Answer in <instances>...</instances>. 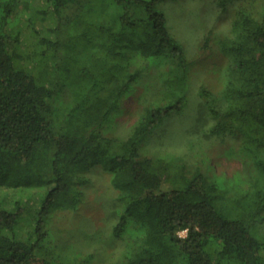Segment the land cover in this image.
Here are the masks:
<instances>
[{"label": "trees", "instance_id": "trees-1", "mask_svg": "<svg viewBox=\"0 0 264 264\" xmlns=\"http://www.w3.org/2000/svg\"><path fill=\"white\" fill-rule=\"evenodd\" d=\"M169 1L0 0V193H46L27 237L24 209L0 202V264H90L53 256L47 226L56 211L80 207L83 175L97 164L122 205L113 235L135 238L128 264H264V11L238 6L218 42L229 59L224 102L201 90L217 121L211 133L241 139L245 170L228 186L201 169L187 176L174 155L142 150L190 101L193 62L169 27ZM135 55L166 59L169 70L161 100L117 142L106 131L143 71ZM50 58L44 81L39 68Z\"/></svg>", "mask_w": 264, "mask_h": 264}, {"label": "rangeland", "instance_id": "rangeland-1", "mask_svg": "<svg viewBox=\"0 0 264 264\" xmlns=\"http://www.w3.org/2000/svg\"><path fill=\"white\" fill-rule=\"evenodd\" d=\"M244 3L264 11V0H232L226 7L217 0H172L165 4L171 32L183 43L189 61L193 62L190 101L184 112L167 119L142 145L143 152L150 157L171 154L180 158L187 176L201 169L221 178L228 186L235 175L245 170L241 139L229 133H211L217 121L206 108L201 90L208 89L218 105L224 102L219 99L229 59L220 51L218 42L231 34L234 12ZM88 15L93 17L90 12ZM101 19L105 21L104 17ZM134 58V64L140 65L143 71L133 92L123 101V113L106 131V136L117 142L131 135L146 107L161 100L165 89L162 76L169 70L166 59L150 61L137 55ZM53 65V58L42 62L38 72L41 80H48L44 75ZM129 68L134 69L133 64ZM83 179L79 188L85 199L80 207L56 211L47 226L48 250L66 261L90 259V264H128L127 255L135 238L113 235L122 205L111 174L102 164H97L85 171ZM45 194V190L32 188L0 193L2 206L10 210L24 209L23 237H27ZM260 229L264 232V223ZM179 234L186 237L188 231Z\"/></svg>", "mask_w": 264, "mask_h": 264}]
</instances>
